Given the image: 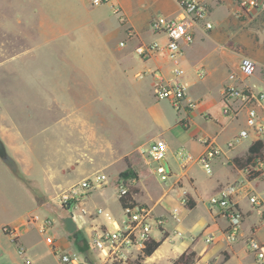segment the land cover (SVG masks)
<instances>
[{
    "label": "rangeland",
    "instance_id": "rangeland-1",
    "mask_svg": "<svg viewBox=\"0 0 264 264\" xmlns=\"http://www.w3.org/2000/svg\"><path fill=\"white\" fill-rule=\"evenodd\" d=\"M155 1L132 0L133 6L129 8L131 9L128 10L129 14L133 15L137 12L142 17L153 18L174 14L177 11L173 0H165L163 3ZM210 6L212 13L209 15V21L212 29L206 31V34H210L209 37L197 35L201 43L197 41L195 45L196 41H193L192 48L188 47L179 60L176 62L169 60L170 69L183 70L177 82L185 88V92L202 99L204 103L207 102L209 110L211 109L210 112L202 110L194 118L195 125L201 130L189 143V149L197 152L199 146L197 139L205 135L214 136L217 132L219 133L218 144L230 140L237 148L246 149L253 141V135L247 139L237 140L241 130L247 129L251 133V130L246 127L243 112L239 113L236 119H231L230 116L223 117L225 123H219V125L214 122V119H206L205 112H218L222 97V82H230L229 75L237 72L236 53L248 54L264 43V17L253 19L250 17L249 21H246L244 17L236 19L233 15L234 7L231 1L228 3V0H213ZM124 16L125 23L122 24L112 13L110 6H91L89 0H0V124L7 127L6 130L18 131L19 142L23 143L20 147L29 154L28 158L35 165H33L35 168L26 174L22 171L24 166L21 165V167L16 161L19 159L23 164V156H12L6 153L5 159L0 158V227L17 220L23 221V225L30 228L29 234L22 242L24 246H29L26 255L33 264H55L59 257L48 254L49 249L44 243L45 237L62 238L63 235L67 240H71L69 254L77 256L80 261H86L87 258L90 264H102L97 252L91 249V235L87 229L92 227L93 223L89 219L88 211L92 214V211L101 208L114 220L123 219L117 200V188L123 182L120 174L125 170V160L130 163L137 179H143L147 174L146 166L149 168L150 177L147 179L149 184L143 182L138 185L133 184L134 186L129 185L130 190H137L132 193V196L138 205L150 207L151 202L154 203L157 199L156 191L168 186L155 175L154 162L143 158L139 149L148 145L149 139L158 138L157 128L150 118V109L155 107L165 121L176 124H179L181 114L173 109L168 101L155 99L151 78L147 74L150 71L143 70L149 62L146 63L135 54H130L131 49L128 51L129 61L127 62L133 70L129 69L127 81L119 79L121 61L117 43L126 38L119 32L120 27L128 25L126 14ZM45 35L47 36L42 39ZM145 39L147 41L157 39L162 42L165 38L146 35ZM220 46L236 52L235 54L227 53L224 64L220 62ZM62 54H70L71 60L65 61L62 58L61 60ZM261 55H258V58L264 59V53ZM61 67H72L74 70L75 68L95 69L102 72L101 75L98 74L101 78L98 88L105 89L87 90L84 86H76L71 92H62L60 91ZM195 70L202 72L203 78L198 79ZM19 73L22 79L17 78ZM137 73L138 75L135 76ZM72 78L77 80L76 76ZM247 82L255 83L257 90L264 91V87L254 80V76ZM11 87L14 92H10ZM61 93L66 98L83 93V100L96 101L97 107L94 111L99 113L98 116L103 114L107 116L106 141L114 146V151L119 152L113 166L107 165L104 160L95 161L92 168L85 174L90 175L89 178L104 174L107 176L106 183L102 188L91 191L79 203L76 202L70 207L61 206L58 198L62 192L80 181L84 174L78 170L69 172L67 182L71 185L60 187V185H51L50 180H44L42 171V166L53 158L52 154L45 153L44 149L51 151L47 135L60 126L57 118L50 119L55 117L60 109L56 108L55 100H60ZM104 104L107 108L103 106ZM138 123L137 130L138 127L135 126ZM142 123L146 127L143 132L140 129ZM224 125L226 127L220 133V127L223 128ZM157 126L160 129L158 132L163 134L159 139L170 142L172 140L170 135L160 124L157 123ZM30 148L34 149L33 154L29 153ZM169 161L174 174L177 173L175 163L170 159ZM212 169V174L207 175L199 166L191 167V172L199 183L198 196L195 197L196 206L187 212L181 209L175 219L169 216L168 211L164 213L166 221L163 228L169 233L168 238L163 240V234L158 230L154 229L151 232L153 238L158 241L163 240L159 248L160 252L174 255L173 253L181 250L186 241H190L195 234H201L194 244L196 251L200 252L208 248L209 253L218 248V245L204 243V235L213 230L217 238L219 237L216 230L220 223L218 226L214 224L219 210L207 207V200L212 191L211 178L216 172H214V164ZM223 169H226V165ZM219 173L216 172V174ZM51 181L54 184H60L57 178ZM251 186L254 194L262 198L264 181L256 179ZM147 199L151 201L149 205L145 204ZM164 203L169 210L175 205L174 202L167 200H164ZM241 205L250 206L247 201H243ZM83 210L87 213L83 214ZM91 218L98 222L106 221L104 215L91 216ZM45 220L51 221L52 225L42 235L40 228ZM254 221L259 230L258 237L264 238V222L258 217L254 218ZM202 225H208L204 233L198 232ZM2 231L9 232L11 227L5 225ZM177 232L181 236H177ZM0 239V244L7 247L6 240ZM22 247L20 251L17 248L15 264H27L28 258L22 260L21 252L24 250ZM10 249L13 251L12 246ZM237 250L239 251L237 259L232 258L233 263L250 264V259L245 255L242 247L237 245ZM61 254L63 253H60V256ZM227 259L228 257L220 260ZM140 261H142L141 257L138 258L137 264H143ZM195 264L219 263L196 261Z\"/></svg>",
    "mask_w": 264,
    "mask_h": 264
},
{
    "label": "crops",
    "instance_id": "crops-1",
    "mask_svg": "<svg viewBox=\"0 0 264 264\" xmlns=\"http://www.w3.org/2000/svg\"><path fill=\"white\" fill-rule=\"evenodd\" d=\"M164 1L165 0H156L155 2L163 3ZM198 1L203 2L205 5H207L209 8L210 14L212 13L210 3L213 4V0H198ZM208 1L210 3H207ZM230 1H231L232 7L235 8L234 1L233 0H230ZM230 1L228 0V3ZM173 2H175V0H173ZM113 3L118 5L121 8L122 12L126 14L127 19H128L127 21L128 25L122 26L120 27L121 29L119 28L120 31L118 30L119 32L122 33V35L124 34V36H126V38H124L123 40L125 42V47L120 48L119 46H117V51L119 53V58L121 61V69L118 72V74L120 75L119 79L121 81L123 79L127 81V75H128L129 69L133 70V67H131L129 63L127 62L129 61V58H128L129 49H131L130 54L133 55L134 54L133 48L138 42L157 41L161 44H164L165 39L162 42H160V40H157V39H152L150 41H147L145 39L146 35H151L153 37H160V35L152 34L149 31L148 25L152 18H145L144 16L142 17L141 14H138L137 12H135L133 15L129 14L128 10H131L129 8L133 6L132 0H123V1L113 0ZM176 12L177 11H175V13ZM175 13L174 14L171 13L166 16H172V14L175 15ZM243 17L244 19H246V21H249L250 19H253V18L264 17V5L261 6L259 9H257L256 11L248 15H245ZM228 26H230V23H228ZM127 28H131L133 32L135 33V36L133 38H128L127 32H126ZM42 33L43 31H41V34ZM206 33H207L206 31L200 28L196 30V33L194 34V41H196L195 45H197V41L201 43V40H198L196 36L200 34L201 36L209 37L210 34L208 35ZM46 36L47 35L42 37V39L45 38ZM201 36H200V39H201ZM192 46L193 45H183L182 51L184 52L186 51L188 47L192 48ZM227 53L235 54L236 52L229 51L223 46H220L219 56H220L221 64H224ZM263 53H264V43H262L261 45H258L256 50L251 51L248 54L243 55V54L236 53L237 54L236 56L237 59L235 63L236 69L238 68V64L241 58L247 57L251 59L256 64V68H257L254 74V80H256L259 84H261L263 77H264V59H259L258 55L262 56L261 54ZM61 58L65 61L66 60L69 61L71 60L72 57L70 54H64V55L62 54V56H60V59ZM144 61H146V63L149 62V65L143 68V70H145L146 72L157 71L165 79H168V80L172 79L173 75L171 74H172L173 69H170L171 63L167 59V55L165 51H161L155 57L149 60H144ZM75 69L76 70H74L72 67L71 68L70 67L60 68V91L71 92L72 89L76 86H84V88H86L87 90L99 89L98 86L100 85L99 82L101 81L100 80L101 78L98 76V74L101 75L102 72H98L95 69H84V68H75ZM197 72L198 71L195 70V75ZM137 75L138 73L135 76ZM75 76L78 81L72 78ZM18 77L22 79L20 76V73H19V76H17V78ZM177 79H175V82H177ZM198 79H201V78H198ZM252 82H246L245 85L252 87L255 92H262L264 94V91L257 90V85ZM187 86L188 85H186V87ZM227 86L243 88L244 84H241L239 80H230V82H226V81L222 82L221 94H223V90ZM100 89H105V88L101 87ZM10 92H14L12 91V87L10 88ZM68 97L66 98V96H63V94L61 93L60 100L56 101L54 98L56 102L55 103L56 108L58 109L60 108V109L58 110V112H56L55 117L51 118L50 120H55L57 118V123H60V126H58L56 130L50 132L49 133L50 135H47L51 151H49V149H44V152L52 154L51 156H53V158L50 159L46 165L44 164L42 166L44 180L46 181L50 180L51 185H57V186L60 185V187L71 185V184H68L67 182L68 177H69V172L78 170L81 174H84V177H82L81 180L85 178H89L90 175H86L85 173L88 172L92 168V165L95 164L96 160L98 159L104 160L107 162V165L113 166L114 162L116 161L119 155V152L117 150H116L117 152L114 151V146H112L111 143H107L106 141L107 135L105 132L107 130V127H106L107 116L105 114L98 116L99 113L94 111L97 107L96 101L89 100V99L83 100L82 98L84 97L83 93L81 94L77 93L76 96H73L74 98L71 95ZM186 100L188 102L192 101L196 105L192 109L185 108L183 112H179L181 114V117L179 119V124H176L175 122L170 123V122L165 121V119L161 117V115L158 113L155 107L150 109V115H151L150 118L152 119V122H153L152 124L157 128L156 131L158 133L157 135L158 138L153 137L154 139L151 138L149 139V141L152 142L156 139H159V137L163 135L161 132H158L160 131V129L158 128L157 123L163 127V130L166 133H168L172 139L170 142H165L163 140L167 146V153H166V158L164 161L166 165L165 164L164 165L170 170V173H171V178L169 182L167 183L168 186H165L162 190L156 191L157 194L156 193L155 194H156L157 199L156 201H154V203L148 199H147V202L145 203L146 205H149L151 202L150 207H146V208L151 210L155 216L161 217V218H165L164 213L167 211L170 212L175 207L179 208V212L181 209L187 212V211L193 210L196 206L195 197L198 196L199 183L195 179L194 175L192 174L191 167L193 165H197V166L199 165L196 162H193L187 165L185 168H181L178 165V162L175 158V153L179 148H184L185 150H187L193 156L194 159L200 156L204 150L202 143H201V140L204 138L214 139L216 144L222 148L223 150L222 155L216 158L212 162V165L213 164L215 165L214 172L218 171L221 174L220 173H219L220 175L216 174V172L213 174V177L211 178V190L212 191L209 194L210 195L209 197L216 194V192L220 188L227 186L229 184H232L234 182L242 183L245 190L253 189L251 184L253 183L254 180H256V179L249 178L246 172L244 171V169L236 168L232 162L234 158L244 157L250 145L246 149L237 148V146H233L232 148L227 149V144L230 142V140L225 141L224 143L218 144V137H219L218 134L219 133L217 132L214 136L205 135L203 138L199 137L197 139L198 140L197 142L199 145L197 152H193L192 150L189 149V143L195 139L197 132L201 130L195 125L194 118H196L201 113L202 110H206L210 112L211 109L209 110L207 106V102L204 103L202 99L195 98L190 93H186ZM103 106L107 108L106 104H104ZM229 109L235 111L236 109H238V103L235 102L234 104L230 105ZM256 109L261 119L264 120V102L260 104V106H257ZM225 111H226L225 104L223 102V98L221 97V102L219 104L218 112L217 113L205 112V114L207 115L206 119L208 120L214 119V122L218 125L219 123L223 124L225 123V120L223 117L229 118L230 116L228 115V113L226 114ZM230 117L231 119L237 118V116L235 118L233 116H230ZM96 118H97V121H95ZM183 122H186V126H184ZM138 126H139V123L136 124L135 127H138ZM140 127H141L140 128L141 132H143L146 128L144 123H142ZM225 127L226 125H224L223 128L220 127V131L224 129ZM6 128L7 127L0 124V140L2 141L4 145L5 151L7 154L12 155V156H23V160H22L23 164H21L19 159H16V161L18 162V165L24 166V167L21 166L22 171L23 172L25 171V173L27 174L29 171L35 168L33 167L34 163L32 162V160L28 158L29 154L24 152L21 149L20 144L23 145V143L19 142L20 134L18 133V131L17 130L12 131L10 129L6 130ZM138 129L139 127L137 128V130ZM220 133H222V131ZM254 141H257L255 136H253L252 142ZM29 153L33 154L34 149L30 148ZM169 159L173 163H175V167L177 169V173L175 174L173 172V168L171 166ZM224 165H226L225 170L223 169ZM146 169H147L146 170L147 174L144 176L143 179L136 178V179H129L126 181L127 182L131 181L132 185L133 184L138 185L139 183L147 182L148 181L147 179H149L150 177V172L148 171L149 168L147 166H146ZM212 172H213V169H212ZM211 174H207V175H211ZM53 178H57L58 180H60V184L59 183L54 184L53 181H51ZM172 178H173V181H171ZM182 190L187 191L188 202L193 203L192 208H190L188 204L185 206H180ZM158 191L160 194L158 193ZM164 200L174 202L175 204L174 207H172L169 210V207L165 205ZM258 200L260 201L259 206L250 205L248 207H243L241 205L242 202L247 201V199L244 197V194L240 192L237 196L234 197V201L237 204V207L239 208L243 216V223L241 227L240 238L238 239L237 242L228 243L225 240L223 232L227 224H226V221L218 214L216 217L217 220L214 224H217L218 226V223L221 224L222 222V225L220 226L219 224L216 230L217 233L219 234V237L217 238L214 230L211 231V233L210 232L207 233V234L214 235V241L211 244L214 246L218 245L217 249L215 248V250H212L209 253H208L209 251L208 248L207 250H201L200 252L196 251L194 244L195 242H197V238L201 234L199 235L195 234L193 238L190 239V241L192 242L186 241L182 249L173 253L174 255L167 254L166 252L162 253L160 252L159 248L162 246L163 240L167 239L169 236V233L163 228L161 233L163 234L164 239L162 241H158L155 238H153V240L161 242V245L156 249V251L150 257L142 260V263L143 264H172L178 258L179 255H181L187 249H190L193 252H195L196 261H200L203 263L213 261L219 264H235L233 263L234 260L232 258L235 257L237 259V254L239 252L237 250V245H239L242 247V250L245 253V255L250 259V264H254L253 257L248 252L245 242L247 239H250V238L256 239L260 242H264V238L258 237L259 230L256 225L257 220L254 221V218L256 219L258 217V219L264 222V192H263V197L262 198L258 197ZM246 205L247 204H245V206ZM88 213H91V212L88 211ZM89 219L92 220V223H93V226L87 229V232L89 233V235H92L93 231L98 228L106 227L110 230L114 229V224L112 221L106 220L105 222H98L95 219H92L91 217ZM212 220L214 221V218ZM115 221L120 223L121 220L117 219ZM23 224H24L23 221H17V220L14 221L13 223L3 224L2 227L5 225L11 227V231L7 232V234H5L4 231H2V227H0V231H1L0 238L5 239L7 242V247L5 245L0 244V264H15L14 260H15V255L17 253V248L20 251L21 246H23L22 248L24 249L21 252L23 255V258L21 257L22 260L24 258L25 259L28 258L26 260L27 264H33L30 258L27 257L26 255V250L29 248V246L27 245L24 246V243L22 242L24 237L29 234L30 228H28L27 225L24 226ZM204 226L205 225H202L199 228L198 232L204 233L207 230L208 225H206L205 227ZM207 234H205L204 237ZM176 235L181 236L179 232H177ZM52 239L54 242V248L46 244V242L44 241L46 247L49 249L48 251L49 255H52L53 257H57V256L59 257L60 253H67V252L69 253V249L71 245L70 239L67 240V238H65L64 235L62 238H55L52 236ZM13 244L16 247H14ZM211 244H207V245H211ZM11 246L13 247V251H11L10 249ZM226 256L228 257L227 260H222V261L220 260L221 258L222 259L227 258ZM28 260H30V262H28ZM86 262L87 264L91 263L87 258H86ZM55 264H60V260H57ZM237 264H244V262L243 263L238 262Z\"/></svg>",
    "mask_w": 264,
    "mask_h": 264
},
{
    "label": "built area",
    "instance_id": "built-area-1",
    "mask_svg": "<svg viewBox=\"0 0 264 264\" xmlns=\"http://www.w3.org/2000/svg\"><path fill=\"white\" fill-rule=\"evenodd\" d=\"M91 6H110L112 13L118 18L120 23H125V16L121 8L113 3V0H89ZM235 9L233 15L236 19H240L248 15L264 5V0H233ZM177 12L172 16L153 17L148 25L152 34L160 35L165 38L164 44L157 41L138 42L133 53L142 60H149L155 57L159 52L165 51L168 60L176 62L181 58L183 53V45H191L194 41V34L197 29L210 31L212 24L209 21L210 11L207 5L198 0H175ZM128 38H133L135 33L131 28L126 29ZM120 48L125 47V42L118 43ZM256 64L249 58L240 59L237 72L229 76L230 80H239L244 84L243 88L227 86L223 90L222 98L225 104L226 113L238 116L240 112L245 114V124L247 129L239 132L237 140L247 139L250 135L256 137V140L264 142V120L261 119L257 112V106L264 102V94L255 92L252 87L245 85L247 80L254 76ZM152 81L153 96L157 100H166L171 107L178 113L183 112L185 108H194L192 102L186 100L185 88L175 79L183 74V70L175 68L172 70V79H165L157 71L147 73ZM198 78L203 77L202 72L196 73ZM264 87V77L261 82ZM238 103V109L230 110V105ZM186 126V122H183ZM203 152L197 158L184 148H179L175 153V158L181 168H185L190 163L196 162L207 174L212 172V162L222 155L223 150L216 144L212 138H204L201 140ZM234 146L233 142L227 144V149ZM142 157L152 160L155 164L154 173L164 184H167L171 178L170 170L164 165L167 153L166 143L161 139L150 142L145 147L139 149ZM248 177L252 179H262L264 181V158L256 160L244 169ZM107 177L104 174L95 175L94 178H85L75 185L70 186L62 192L58 198L61 206H69L80 202L91 191L100 189L106 183ZM130 182L123 181L117 188L118 198L127 193ZM243 193L250 205L259 206L260 201L254 194L253 189L245 190L242 183L234 182L220 188L216 194L207 200L209 209L215 208L219 210V215L226 221V228L223 232L224 238L228 243H235L240 238L243 216L234 197L239 193ZM181 205L188 204V193L182 190ZM123 219L120 223L115 221L109 213H105L103 209L97 208L89 217H99L104 215L106 220L112 221L114 229L110 230L106 227L98 228L93 231L91 238V249L95 250L98 259L102 264H137L138 258H142L143 250L147 243L153 239L151 232L155 229L160 232L163 230L165 218L155 216L151 210L141 205H128L121 208ZM83 214L87 213L85 210ZM179 214V208L175 207L169 212V216L175 219ZM52 222L45 220L40 233H46ZM6 232V231H4ZM214 241L213 234H207L204 242L211 244ZM45 242L54 248L53 239L50 236L45 237ZM248 252L252 255L254 264H264V242L250 238L245 242ZM61 264H87L84 260H79L77 256L69 253L59 254ZM142 262V261H140Z\"/></svg>",
    "mask_w": 264,
    "mask_h": 264
},
{
    "label": "trees",
    "instance_id": "trees-1",
    "mask_svg": "<svg viewBox=\"0 0 264 264\" xmlns=\"http://www.w3.org/2000/svg\"><path fill=\"white\" fill-rule=\"evenodd\" d=\"M263 158H264V142L262 140H257L250 144V146L247 149L246 155L244 157L234 158L232 162L236 168L245 169L247 168V166L251 165L256 160H260ZM120 177L122 178L123 181L129 179H136V175L130 163L127 160H125V170L120 174ZM249 178L252 179V177ZM135 192H137V190H133V189L130 190V187H128L127 193L124 196L118 198V202L121 208H125L128 205L131 206L136 205L132 196V193ZM188 206L192 208L193 203L188 202ZM4 233L7 234V232ZM160 245L161 242L155 241L153 239L150 240V242L147 243L146 247L142 252L143 253L142 260L150 257ZM195 261H196L195 252H193L190 249H187L181 255H179L178 258L172 264H195Z\"/></svg>",
    "mask_w": 264,
    "mask_h": 264
},
{
    "label": "water",
    "instance_id": "water-1",
    "mask_svg": "<svg viewBox=\"0 0 264 264\" xmlns=\"http://www.w3.org/2000/svg\"><path fill=\"white\" fill-rule=\"evenodd\" d=\"M0 158H2V159L6 158V151H5L4 145H3L1 140H0ZM163 163L165 164V162H163Z\"/></svg>",
    "mask_w": 264,
    "mask_h": 264
}]
</instances>
